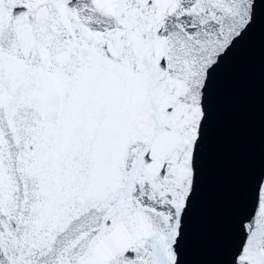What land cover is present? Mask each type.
Instances as JSON below:
<instances>
[{
    "label": "snow or ice",
    "instance_id": "obj_1",
    "mask_svg": "<svg viewBox=\"0 0 264 264\" xmlns=\"http://www.w3.org/2000/svg\"><path fill=\"white\" fill-rule=\"evenodd\" d=\"M264 0H0V264H183L212 85ZM226 264H264V167Z\"/></svg>",
    "mask_w": 264,
    "mask_h": 264
},
{
    "label": "water",
    "instance_id": "obj_2",
    "mask_svg": "<svg viewBox=\"0 0 264 264\" xmlns=\"http://www.w3.org/2000/svg\"><path fill=\"white\" fill-rule=\"evenodd\" d=\"M197 163L198 189L181 259L226 264L248 177L264 167V25L257 24L217 73Z\"/></svg>",
    "mask_w": 264,
    "mask_h": 264
}]
</instances>
